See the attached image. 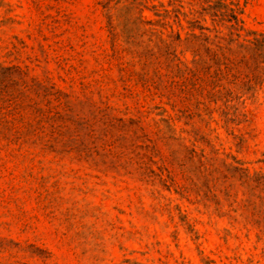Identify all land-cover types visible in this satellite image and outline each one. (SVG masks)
Instances as JSON below:
<instances>
[{
  "label": "rangeland",
  "instance_id": "rangeland-1",
  "mask_svg": "<svg viewBox=\"0 0 264 264\" xmlns=\"http://www.w3.org/2000/svg\"><path fill=\"white\" fill-rule=\"evenodd\" d=\"M116 1L0 0V264H264V62L238 100L153 98L159 33L195 69L215 27L202 0ZM232 1L238 42L264 35V0Z\"/></svg>",
  "mask_w": 264,
  "mask_h": 264
},
{
  "label": "trees",
  "instance_id": "trees-1",
  "mask_svg": "<svg viewBox=\"0 0 264 264\" xmlns=\"http://www.w3.org/2000/svg\"><path fill=\"white\" fill-rule=\"evenodd\" d=\"M120 1L117 0L116 4ZM112 2L113 0H100L99 5L105 10H110ZM201 4L197 19L200 18L203 22L206 18L211 20L215 27L212 30V39L202 32L199 36H195L197 39L195 40V69H190L176 59L170 52L169 44L161 40L159 33L157 45L161 44L166 59L175 63L174 67L180 79L178 82L171 81L167 84L157 65L163 54H157L151 50L149 65L151 67L155 65L154 68L152 67V75L149 77L147 74L141 75L137 85L149 92L153 98H166L172 101L174 95L170 89L176 86L180 91L182 102L195 95V107L204 106L207 109L208 103H215L218 99H226V103L234 99L238 100L239 90L247 92L253 90L258 84L259 74L263 71L264 35L252 33L251 39L238 42L239 36L235 34L241 24L238 3L232 0H202ZM149 24L153 25L151 21ZM218 26L228 30V34L223 36L221 31L216 29ZM111 28L109 26V32L114 39ZM204 29L208 31L207 28H199L201 31ZM149 42H151L150 39ZM125 69L124 67L121 71Z\"/></svg>",
  "mask_w": 264,
  "mask_h": 264
}]
</instances>
